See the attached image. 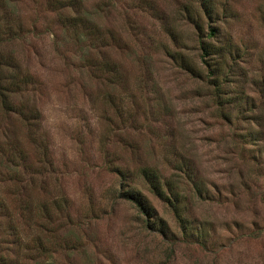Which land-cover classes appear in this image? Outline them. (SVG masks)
<instances>
[{
    "label": "rangeland",
    "instance_id": "obj_1",
    "mask_svg": "<svg viewBox=\"0 0 264 264\" xmlns=\"http://www.w3.org/2000/svg\"><path fill=\"white\" fill-rule=\"evenodd\" d=\"M0 1V77L30 75L13 101L39 112L0 106V264H264V0H79L96 38L65 24L78 4L63 25L52 0Z\"/></svg>",
    "mask_w": 264,
    "mask_h": 264
},
{
    "label": "trees",
    "instance_id": "obj_2",
    "mask_svg": "<svg viewBox=\"0 0 264 264\" xmlns=\"http://www.w3.org/2000/svg\"><path fill=\"white\" fill-rule=\"evenodd\" d=\"M52 3L55 4V6H57L56 8L59 10V13L61 15V21L62 24L64 25V8H66L67 6L69 7H73L74 5L78 4L79 6V10H74L72 14L70 13H66V25L68 26H72V27H80L81 23H83V27L85 30H83L81 27V29L83 31H86L87 34L93 36L94 38H96L97 34V29L99 30V28L97 26H94L91 22V20L86 16L85 13H82V10H80V3L79 0H52ZM201 6L203 8V10L205 12H209L211 10V4L209 0H201L200 1ZM2 6V1H0V9ZM76 9V8H75ZM9 16L7 15L5 12L4 14L0 13V37L1 34H4V36L6 38H10L13 36V28L11 27V24L9 22ZM190 16V14H189ZM196 26L199 28V23L198 20L192 19ZM93 27V28H89ZM102 34V32H101ZM210 35L212 36H216V31L214 27H211L210 30ZM3 36V37H4ZM1 39V38H0ZM201 44V48L203 49V55H207L208 57H210L211 59H213V57L217 56L219 57V59H215V61L212 63L213 68L211 69V71L213 72V74L215 75V79L214 81L218 84L217 81V77L219 75H221V69H220V58L222 60V57L224 55V53H222V48L221 47H216L215 45H213V43H211L210 41H203L201 40L200 42ZM206 59V58H204ZM183 60V59H182ZM184 63L187 65L188 68L193 70V66L190 65L189 62L183 60ZM208 62V61H206ZM104 63L107 66V69L109 70V68L111 67L110 64L107 61H104ZM208 65L210 64L209 62L207 63ZM3 66H13V64H11V60L8 58H4L2 53L0 52V69ZM110 66V67H109ZM12 71H8V75L6 76V78L3 80V77H0V106L5 110V111H14L17 112L21 115V117L23 119L26 120H30L33 118H37L39 112L36 109H28L26 105H20V106H16L15 102L13 101L14 96L18 95L19 93H21L24 89V86L31 80L30 75L28 74H21L19 73L17 70L11 69ZM111 70H114V68L112 67ZM21 104V103H20ZM1 148V147H0ZM23 153H22V157H23ZM13 159V158H12ZM25 164V163H24ZM123 174V171H120ZM141 173L143 175V177L146 179V181L149 184L150 189L152 190L153 193H155L156 195H158L159 197L165 199L166 201L169 202V204H171L174 213L176 214L177 218L180 220V223H182L183 225V229L185 231V233L188 230V225H187V218L184 215L183 210L181 209L180 205L178 204V200H177V196L174 195V191L170 189V185L171 182L170 181H164V184H166L167 188H168V193L163 189L162 183L160 181L159 175L154 172L153 170L147 168V167H143L141 169ZM193 181V184L195 186L196 191H198L199 194L202 193L203 188L198 184L197 180L195 179L194 175H190ZM135 194L138 195L139 193L137 191H135ZM177 194V193H175ZM142 196V194L140 195ZM144 201V199H143ZM143 201L141 203H139L142 208H144V210L148 211L147 208H150L148 206L150 205H146L145 203H143ZM57 206H60V203H56ZM0 207L3 209V211L10 217V221H12L11 218V212L9 211V206L4 202L3 198L0 197ZM58 208V207H57ZM4 213H2L3 215ZM47 215L49 216L50 213L48 212ZM11 228L16 229V225L14 223H10L9 224ZM19 239V238H18Z\"/></svg>",
    "mask_w": 264,
    "mask_h": 264
}]
</instances>
